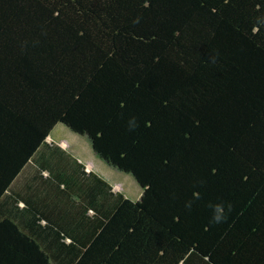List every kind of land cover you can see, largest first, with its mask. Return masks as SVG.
Here are the masks:
<instances>
[{"label":"trees","instance_id":"1","mask_svg":"<svg viewBox=\"0 0 264 264\" xmlns=\"http://www.w3.org/2000/svg\"><path fill=\"white\" fill-rule=\"evenodd\" d=\"M58 122L141 194L0 264H264V0H0V197Z\"/></svg>","mask_w":264,"mask_h":264},{"label":"crops","instance_id":"2","mask_svg":"<svg viewBox=\"0 0 264 264\" xmlns=\"http://www.w3.org/2000/svg\"><path fill=\"white\" fill-rule=\"evenodd\" d=\"M122 177L135 181L136 194L125 191ZM140 194L130 173L107 164L86 136L58 122L0 197V215L31 228L39 243H61L48 250L50 257L62 258L69 250H81L120 196Z\"/></svg>","mask_w":264,"mask_h":264},{"label":"rangeland","instance_id":"3","mask_svg":"<svg viewBox=\"0 0 264 264\" xmlns=\"http://www.w3.org/2000/svg\"><path fill=\"white\" fill-rule=\"evenodd\" d=\"M122 182H123V185H124V188H125V191L129 192V193H134L135 194L137 193V190H138V185L135 183L134 180H131L129 182V180L125 177H122ZM128 186V187H127ZM131 191V192H130Z\"/></svg>","mask_w":264,"mask_h":264},{"label":"clouds","instance_id":"4","mask_svg":"<svg viewBox=\"0 0 264 264\" xmlns=\"http://www.w3.org/2000/svg\"><path fill=\"white\" fill-rule=\"evenodd\" d=\"M216 219H217V221H219L221 219V217L218 216V217H216Z\"/></svg>","mask_w":264,"mask_h":264}]
</instances>
